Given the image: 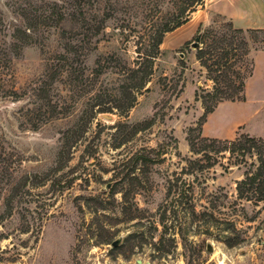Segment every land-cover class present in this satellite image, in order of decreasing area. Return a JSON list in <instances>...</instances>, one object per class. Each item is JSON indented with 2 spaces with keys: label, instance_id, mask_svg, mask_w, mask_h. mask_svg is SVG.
<instances>
[{
  "label": "rangeland",
  "instance_id": "obj_1",
  "mask_svg": "<svg viewBox=\"0 0 264 264\" xmlns=\"http://www.w3.org/2000/svg\"><path fill=\"white\" fill-rule=\"evenodd\" d=\"M45 1L53 2L0 0V264H264V202L237 198L245 168L225 151L208 150L210 163L200 135L205 106L219 104V89L237 84L234 70L264 49V32L234 33L215 16L178 47L168 46L175 33H167L149 90L122 114L113 95L123 80L120 64H131L141 36L152 42L184 0H100V14L113 16L78 58L83 64L64 49L77 24L32 25L28 10ZM128 23L129 36L121 33ZM25 33L29 44L14 37ZM224 51L233 67L213 71ZM62 54L75 63L58 73ZM99 63L111 66L100 76ZM256 107L251 101L237 112ZM244 127L217 139L249 134ZM189 137L200 138L193 139L199 152ZM142 156L147 162H136ZM198 158L216 163L183 173L195 187L197 216L180 211L175 218L169 180ZM20 184L12 215L4 216Z\"/></svg>",
  "mask_w": 264,
  "mask_h": 264
},
{
  "label": "trees",
  "instance_id": "obj_2",
  "mask_svg": "<svg viewBox=\"0 0 264 264\" xmlns=\"http://www.w3.org/2000/svg\"><path fill=\"white\" fill-rule=\"evenodd\" d=\"M181 4L182 5L177 4L176 10L170 14L168 20L161 24L156 30L157 35L152 42L151 40L149 42H145V37L141 36L142 42H139L136 48L137 55L131 64H120L121 68H119V70L123 80L119 85V94L113 95L115 96V107L121 111L122 114H127L137 103L138 96L144 91L149 90L148 84L155 73L156 61L161 55V45L163 44L165 35L187 23L191 19L192 14L204 4V0H184ZM98 5L101 6L100 0H53V2L45 1V4L40 7L32 5V9L28 10V12L33 14L31 21L33 22L32 25H35V27H54L65 20H70L77 24L78 26L74 30L73 35L67 37L68 40L65 42L64 49L68 55L71 54L74 55V58L77 57L75 61L83 64L82 61L79 62L78 58L84 55L83 52L89 48L92 40L106 30V21L113 16V14L108 12H101L100 14L99 10L96 8ZM229 24L234 33L242 34L247 32L243 29L235 28L230 22ZM131 28L132 27L130 26V23H128L126 26L121 28V33L123 35L129 36L126 33V29ZM64 31V33H66V30ZM250 31L264 32V30ZM14 37L15 39L27 44H29L32 39L27 33H25L23 39L16 36ZM15 46L19 47L17 43ZM234 49L236 48L234 47ZM199 51L201 54L199 58H202L204 55V50L201 48ZM230 54L231 53L229 51H224L222 53L223 56L220 58L221 61L215 60L213 63L214 65H217V68H214L213 71H221V67L231 70L233 65L229 64ZM68 55L62 54L60 56L61 60H64V63H59L58 73H61L62 69H66L65 65L70 67L74 65V59L68 57ZM233 55H236V53H233ZM254 66L255 62L254 59H252L249 67H246L245 69L241 67L238 71L234 70L237 84H230V88H232L230 92L219 89V92L224 94L219 99L220 102L224 98L233 101L245 100L244 91L246 80L253 74ZM110 67L111 66L109 65L106 66L99 63L94 71L98 76H100L106 71V69H109ZM82 69H84V67H82ZM218 76L224 81L226 78H229L228 74L224 72H221ZM217 105L218 103L213 106H205V112L203 114L202 120L200 121V135H202V128L207 120L208 114L213 112ZM190 130H192V128ZM199 137H194L193 139H200ZM193 139L189 137L191 150L193 152H199L198 150H195ZM201 139L204 143L205 150L207 151L204 152L203 157H205L207 160H210V163L212 156L209 155V151H225L229 152L230 156L234 158L237 165L243 166L245 168L243 178L237 182V198L240 200L253 202L255 204L264 202V139L261 137L251 136L249 134H241L239 137L234 139L224 140L208 138L202 135ZM139 160H144L147 162V158H144V156L137 158L136 162ZM202 161V158L189 159L188 167H183L180 172H176L174 174L176 175L174 180H169L167 198H170L172 194L174 196V202H176V204H173V209L171 211H173L175 218L179 216L180 211L191 213L193 217L197 216L195 187L190 180L183 178V173L194 174L195 171L202 172L208 167H212L214 163H216L213 162L212 164H209V166ZM21 187L22 185L20 184L18 186L14 185L12 188V193L6 199V210L4 216L12 215V210L14 209L13 202L15 195L17 194L15 190H18ZM167 207L168 205L163 209V221L167 217ZM204 213L206 214L207 212L204 211ZM207 215L213 217L212 214ZM142 234L143 233H141V235Z\"/></svg>",
  "mask_w": 264,
  "mask_h": 264
},
{
  "label": "crops",
  "instance_id": "obj_3",
  "mask_svg": "<svg viewBox=\"0 0 264 264\" xmlns=\"http://www.w3.org/2000/svg\"><path fill=\"white\" fill-rule=\"evenodd\" d=\"M215 16L224 18L237 29L264 30V0H205L187 23L172 32L175 34L169 39L168 46L178 47L192 40L200 30L214 22ZM165 42L166 39L162 45ZM253 59L255 66L253 74L246 80L245 100L221 101L215 110L208 114L202 128L203 136L233 138L238 128L245 126L243 131L246 133L264 138V49L255 51ZM188 88L189 85L186 90ZM251 101H254L257 107L241 116L237 110ZM258 130L262 132L255 135L254 132Z\"/></svg>",
  "mask_w": 264,
  "mask_h": 264
},
{
  "label": "water",
  "instance_id": "obj_4",
  "mask_svg": "<svg viewBox=\"0 0 264 264\" xmlns=\"http://www.w3.org/2000/svg\"><path fill=\"white\" fill-rule=\"evenodd\" d=\"M200 38H201V36L199 35V36L196 38V41L193 42V46H194V47H200V46H201V44H200V42H199ZM102 115H103L105 118L109 119V120H111V119L113 118V116L110 115V114H106V113H105V114H102ZM121 241H122V238L120 237V238L114 240V241L111 243V245H112L113 247H117L119 244H121ZM208 249H209V250L212 249V248H211V243L208 244Z\"/></svg>",
  "mask_w": 264,
  "mask_h": 264
}]
</instances>
